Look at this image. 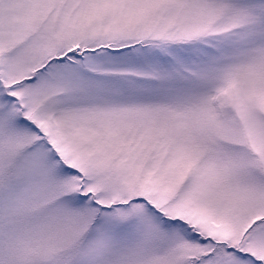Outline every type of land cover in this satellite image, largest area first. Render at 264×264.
<instances>
[{
  "label": "snow or ice",
  "instance_id": "snow-or-ice-1",
  "mask_svg": "<svg viewBox=\"0 0 264 264\" xmlns=\"http://www.w3.org/2000/svg\"><path fill=\"white\" fill-rule=\"evenodd\" d=\"M0 264H264V0H0Z\"/></svg>",
  "mask_w": 264,
  "mask_h": 264
}]
</instances>
